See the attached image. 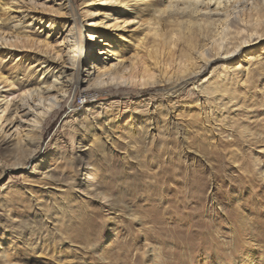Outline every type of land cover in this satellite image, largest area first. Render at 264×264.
Listing matches in <instances>:
<instances>
[{
    "label": "rangeland",
    "instance_id": "obj_1",
    "mask_svg": "<svg viewBox=\"0 0 264 264\" xmlns=\"http://www.w3.org/2000/svg\"><path fill=\"white\" fill-rule=\"evenodd\" d=\"M140 8L138 21L153 22ZM164 20L162 32L177 27ZM198 37L194 29L191 39ZM134 53L130 46L124 58ZM257 55L242 63L230 95H199L200 83L221 88L217 65L189 86L104 89L93 98L73 91L22 168L0 138L4 258L264 264V41ZM6 62L11 73L14 61Z\"/></svg>",
    "mask_w": 264,
    "mask_h": 264
},
{
    "label": "bare ground",
    "instance_id": "obj_2",
    "mask_svg": "<svg viewBox=\"0 0 264 264\" xmlns=\"http://www.w3.org/2000/svg\"><path fill=\"white\" fill-rule=\"evenodd\" d=\"M80 2L81 10L75 0H7L2 7L8 16L0 17V138L16 150L18 168L40 148L50 118L73 91L93 98L104 89L189 86L217 65L221 88L207 80L196 87L199 95H230L242 63L256 60L264 41V0ZM140 7L153 22L138 21ZM167 16L177 25L168 34L161 29ZM133 26L141 34L136 42ZM194 29L199 37L191 39ZM130 46L135 53L126 59ZM161 263V255L154 258ZM0 264L16 263L0 251Z\"/></svg>",
    "mask_w": 264,
    "mask_h": 264
}]
</instances>
